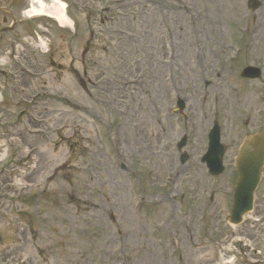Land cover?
<instances>
[{"label": "rangeland", "instance_id": "374dc122", "mask_svg": "<svg viewBox=\"0 0 264 264\" xmlns=\"http://www.w3.org/2000/svg\"><path fill=\"white\" fill-rule=\"evenodd\" d=\"M73 1L83 18L99 14L95 41L66 45L69 35L56 31L48 54L28 49L6 75L0 74L6 86L0 104V136L6 145L0 148V264H215L220 249L235 237L264 239V225L255 226L250 217L239 227L228 223L237 181L234 157L245 134L264 125V0L260 10L248 9L249 0H182L200 25L201 15L207 17L209 28L192 33L189 19L181 15L157 24L155 10L139 7L151 0ZM7 3L14 9L25 5L0 0V6ZM177 21L184 26L181 40L165 43L163 34ZM260 22L254 41L258 54L251 57L240 44ZM202 38L212 43L203 52L205 62L198 53ZM237 48L242 55L230 61ZM165 50L174 53L172 64L182 71L165 64ZM247 65L260 67L262 77L242 80ZM138 76V94H151L144 102L128 99L134 88L125 84ZM218 82L226 89L219 91ZM92 83L99 85L94 96ZM247 84L257 86L263 99L253 113L218 103L222 96L241 92L238 88L245 91ZM111 93L121 97L114 106ZM212 93L217 101L201 109ZM178 97L188 107L180 120L171 112ZM196 110L201 118L195 131L189 120ZM132 115L140 129L154 122L144 144L142 136L131 133ZM214 121L226 147L225 172L217 178L201 162ZM119 123L123 138L116 145ZM184 134L188 145L180 153L177 143ZM184 152L189 161L181 165ZM35 160L37 167L27 169ZM257 194L252 216L262 211L258 201L264 182Z\"/></svg>", "mask_w": 264, "mask_h": 264}, {"label": "bare ground", "instance_id": "6f19581e", "mask_svg": "<svg viewBox=\"0 0 264 264\" xmlns=\"http://www.w3.org/2000/svg\"><path fill=\"white\" fill-rule=\"evenodd\" d=\"M207 1H208V4H209V0H207ZM163 3H165V7H163ZM152 6H153V9L155 10L156 17H157V15L158 16L161 15L162 16L161 20L162 21L166 20V22L167 21L170 22L171 20L176 18L177 15H181V16L184 17V14H185L186 18H188L190 23L192 24L190 26V28H192L190 30L191 33L196 31V30L197 31L198 30H203L205 27L209 28V25H207V17L206 18H202V15H201V25H200V23L197 21V19L191 14V12L189 10H187L185 5L182 4L180 1H174V2L171 3L170 0H168V2L166 3V2H163V0H152ZM164 8H165V10H164ZM58 10H60V11H58ZM35 11L36 10L34 9L33 12H35ZM37 11L39 12V11H41V9H38ZM56 11H58L59 15L60 14L62 15V10L59 7H57ZM182 13H184V14H182ZM66 14L67 13L65 11L64 14H63V16H64L63 25L64 26L72 24L71 20H69L67 18ZM259 24H261V23H259ZM177 26H182V24L180 22L177 24V22H176V27ZM210 26H211V24H210ZM185 31H186V29H185ZM215 33H216L215 30L213 32H210V34L212 36ZM225 34H227L226 37H229V35H230L229 31H227V33H225ZM211 44L212 43H211V40L209 38H207V40H205L203 38L201 39V46L203 45V48H204V46H209ZM219 46L223 47L222 44H220ZM205 50H207V49H205ZM198 51H199V49H198ZM203 52L204 51L201 49V56L204 54ZM249 53H250L251 57L255 56L256 54H258V50L256 49V46H251L249 48ZM152 76H153V74H152ZM217 88H218L219 91H223V90L226 89L223 86V82H218ZM139 90H137V91H139ZM257 94H258V90L253 85H250L248 90H246L242 94L235 93V94H229V95H226V96H222L221 98L218 99V103L224 104L225 106H228L230 108L233 107L235 112L244 111V112H252L253 113L254 109L257 106ZM213 101H217V99L213 98V97L208 98V100L205 101V103H204V105H203V107L201 109H208V108L212 107ZM89 113H91V111ZM198 116H199V114H198V111H197V114H196L195 118H197ZM93 124L96 125V123L94 121H93ZM149 124H151V122ZM149 128H150V126H148L146 129L140 130V135L142 136V140H141L142 144L145 143V139L147 138V136H149L146 133L147 131H149ZM123 130H124V128H123ZM131 133L135 135V130L131 131ZM149 138H151V137L149 136Z\"/></svg>", "mask_w": 264, "mask_h": 264}, {"label": "water", "instance_id": "95a60500", "mask_svg": "<svg viewBox=\"0 0 264 264\" xmlns=\"http://www.w3.org/2000/svg\"><path fill=\"white\" fill-rule=\"evenodd\" d=\"M262 136L249 144L255 147L260 145L256 153H252L249 149H246L239 165V170L242 173V182L238 188L237 194V205L234 217V222L236 224H238L241 221V217L252 208L253 193L256 189L264 164V136Z\"/></svg>", "mask_w": 264, "mask_h": 264}]
</instances>
